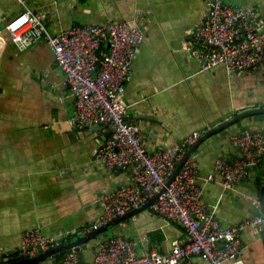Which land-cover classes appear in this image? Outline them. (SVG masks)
<instances>
[{
    "label": "crops",
    "instance_id": "crops-1",
    "mask_svg": "<svg viewBox=\"0 0 264 264\" xmlns=\"http://www.w3.org/2000/svg\"><path fill=\"white\" fill-rule=\"evenodd\" d=\"M229 4L253 7L256 26L264 21V0ZM27 6L55 33L109 18L141 23L145 38L119 98L127 105L126 118L144 131L150 151L178 145L187 152L194 143L185 144L189 132L203 134L242 110L264 107V68L240 75L223 63L205 68L192 51L208 0H0V30ZM5 35L0 36V259L10 251L21 253L23 231L37 225L49 235L67 232L63 241L86 234L84 227L104 211L101 197L134 181L131 168L107 167L94 159L113 124L85 126L73 120L75 99L51 46L40 40L19 50ZM254 130L264 133V113L210 135L192 154L202 171L198 182L203 197L216 205L223 226L264 212V161L230 190L216 170L221 156L241 154L232 136ZM210 173L215 178L206 180ZM113 226L88 241L79 251L83 259H93L95 244L104 235L119 232L133 238L141 253L154 247L168 251L186 236L181 223L167 222L150 206ZM242 240L239 263L234 264H264L263 227L260 233L245 227ZM57 258L41 264H54ZM195 259L211 264L200 255Z\"/></svg>",
    "mask_w": 264,
    "mask_h": 264
},
{
    "label": "built area",
    "instance_id": "built-area-1",
    "mask_svg": "<svg viewBox=\"0 0 264 264\" xmlns=\"http://www.w3.org/2000/svg\"><path fill=\"white\" fill-rule=\"evenodd\" d=\"M258 12L251 7L235 8L229 0H208V12L195 31L192 51L205 68L223 63L230 73L240 75L264 68V21L252 23ZM19 50L40 40L53 49L56 62L65 73L66 82L75 99L73 120L82 125L111 123L109 138L95 151L94 159L107 167H129L134 181L121 185L102 196L104 211L85 231L137 208L149 201L153 211L167 222L181 223L185 238L175 240L168 251L156 247L149 252L138 250V241L116 233L100 238L92 260H85L79 251L67 250L54 264H199L200 255L211 264L239 263L242 231L254 227L260 233L264 212L246 218L239 224L223 226L215 207L203 197L200 166L195 155L183 163L176 177L168 184L185 146L169 145L154 151L147 149L140 126L126 118L127 105L119 98L132 75L134 59L145 38L137 19H108L101 23H75L61 32H52L46 21L32 8L12 18L2 33ZM202 135L189 133L185 144H192ZM240 156H221L216 170L225 189H233L251 170L264 161V133L245 131L232 136ZM215 178L210 173L206 180ZM67 232L58 236L45 234L39 227L22 233V253L34 255L60 244Z\"/></svg>",
    "mask_w": 264,
    "mask_h": 264
},
{
    "label": "water",
    "instance_id": "water-1",
    "mask_svg": "<svg viewBox=\"0 0 264 264\" xmlns=\"http://www.w3.org/2000/svg\"><path fill=\"white\" fill-rule=\"evenodd\" d=\"M258 113H264V107H254L242 110L235 115L231 116L230 118L221 121L217 125L211 127L207 131H205L198 139L194 141V143L188 148L187 152L185 153L184 157L179 161L173 175L168 179L167 184L168 185L178 174L180 171V168L182 167L183 163L186 161V159L193 154L197 146L202 143L207 137H209L212 134L218 133L222 131L223 129L241 121L242 119L252 116ZM97 125H101L100 123H96ZM114 129V127H113ZM165 189V186L152 198L149 199L146 203L142 204L141 206L131 209L128 212L119 215L105 223H103L100 227L95 228L93 230L88 231L84 235H78L75 238L64 241L60 244L54 245L50 247L49 249L42 250L34 255H25L22 252L17 253L16 251H10L7 256H5L3 259H0V264H41L44 261H47L51 258H55L59 255L64 254L69 249H74L77 251H81L82 248L87 247L88 241L96 237L97 235L105 232L110 227L115 225L116 223L125 220L136 213L140 212L141 210L147 208L150 206L152 202H154L158 196L163 192ZM257 214H260L259 212ZM256 214V215H257ZM264 229V225H263ZM12 255V256H11Z\"/></svg>",
    "mask_w": 264,
    "mask_h": 264
},
{
    "label": "bare ground",
    "instance_id": "bare-ground-1",
    "mask_svg": "<svg viewBox=\"0 0 264 264\" xmlns=\"http://www.w3.org/2000/svg\"><path fill=\"white\" fill-rule=\"evenodd\" d=\"M250 7V6H249ZM253 8V7H252ZM12 19V18H11ZM110 19V18H109ZM135 19V18H134ZM140 20V19H139ZM254 20V19H253ZM259 21V20H258ZM256 22V21H255ZM83 23V22H82ZM81 23V24H82ZM262 23V22H261ZM6 24H7V22H6ZM141 24V23H140ZM193 32V31H192ZM190 39H191V37H190ZM192 40V39H191ZM194 41V40H193ZM59 67V66H58ZM228 73V72H227ZM232 74V73H231ZM234 75V74H233ZM122 93V92H121ZM74 100V99H73ZM122 102H124V101H122ZM264 106V105H263ZM248 107V106H247ZM74 115V114H73ZM127 117V116H126ZM130 121V120H129ZM134 122V121H133ZM103 124V123H102ZM86 126V125H85ZM88 126V125H87ZM108 126V125H107ZM94 128V127H93ZM96 129V128H95ZM103 129V128H102ZM226 129V128H225ZM111 131V130H110ZM144 132V131H143ZM111 133V132H110ZM190 133V132H189ZM108 135V134H107ZM146 136V135H145ZM186 137V136H185ZM211 137V136H210ZM107 138V137H106ZM185 140V139H184ZM103 142V141H102ZM101 145V144H100ZM165 147V146H164ZM200 147V146H199ZM150 148V147H149ZM195 155V154H194ZM95 163V162H94ZM99 163V162H98ZM119 168V167H118ZM123 169V168H122ZM201 171V170H200ZM201 173H202V171H201ZM202 176V175H201ZM206 177V176H205ZM126 184V183H125ZM238 186V185H237ZM102 198V197H101ZM87 225H88V223H87ZM38 226V225H37ZM36 226V227H37ZM81 228H83V227H81ZM80 228V229H81ZM113 228H114V226H113ZM119 229V228H118ZM109 231V230H108ZM79 232V231H78ZM110 233V232H109ZM115 233V232H114ZM119 233V232H118ZM108 234V233H107ZM126 234V233H125ZM76 235V234H75ZM100 236V235H99ZM104 236H106V235H104ZM70 237V236H69ZM184 237V236H183ZM65 239V238H64ZM140 240V239H139ZM140 242V241H139ZM243 244V243H242ZM138 246H139V244H138ZM93 247V246H92ZM163 248V247H162ZM19 252V251H18ZM84 254V253H83ZM81 255V254H80ZM86 258V257H85ZM2 259V258H1ZM54 262V261H53Z\"/></svg>",
    "mask_w": 264,
    "mask_h": 264
},
{
    "label": "trees",
    "instance_id": "trees-1",
    "mask_svg": "<svg viewBox=\"0 0 264 264\" xmlns=\"http://www.w3.org/2000/svg\"><path fill=\"white\" fill-rule=\"evenodd\" d=\"M104 233H108V231H106V232H104ZM70 238H73V237H69V238H67V240H69ZM60 256V255H59Z\"/></svg>",
    "mask_w": 264,
    "mask_h": 264
}]
</instances>
